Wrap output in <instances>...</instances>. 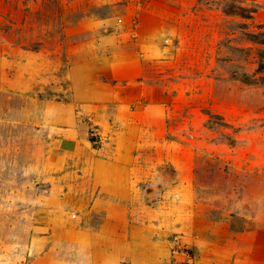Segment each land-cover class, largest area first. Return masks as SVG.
<instances>
[{"label":"rangeland","instance_id":"1","mask_svg":"<svg viewBox=\"0 0 264 264\" xmlns=\"http://www.w3.org/2000/svg\"><path fill=\"white\" fill-rule=\"evenodd\" d=\"M139 26L157 38L141 46L143 73L126 92L139 96L127 119L144 163L136 189L87 198L88 177L68 182L45 167L42 125L0 115V264H87L73 231L98 226L93 199L125 214L135 255L114 264H264V0H0L2 54L54 61V91L29 93L43 99L66 87L68 47L76 64L98 62L138 50ZM109 110L97 126L113 142L124 125Z\"/></svg>","mask_w":264,"mask_h":264},{"label":"crops","instance_id":"2","mask_svg":"<svg viewBox=\"0 0 264 264\" xmlns=\"http://www.w3.org/2000/svg\"><path fill=\"white\" fill-rule=\"evenodd\" d=\"M141 16L143 25L150 21L151 16ZM141 29L143 27L139 26L136 32L138 50L120 46L108 56L100 57L98 62L87 59L76 64L75 49L68 47L65 52L67 74L63 77L67 84L62 89L56 88L59 94L53 95L51 99L29 93L36 91L35 87L54 91L57 85L53 81L57 76L51 74L50 80L45 73L57 71L54 61L44 58L42 50H20L18 62H13L11 55H16V52L2 54L3 48L0 46V101L4 103L0 115L6 119L15 113L23 121L42 125L40 130L43 131L45 145L41 148L45 149L42 160L45 167L52 172L62 173L56 179L68 182L76 178L85 181L88 177L91 185L87 189V198H90L93 190L94 193L111 198H128L136 189L133 183L141 180L144 166L140 161L141 143L134 142L138 133L134 132L135 126L127 120L132 113L128 104L137 102L139 96L136 92H126L131 90L130 83L143 73L144 67L138 53L141 46L154 47L157 38L155 30L143 32ZM120 36L115 35L111 41L119 44ZM144 51L142 57L155 55ZM123 81L126 86L120 85ZM14 102L17 104L13 106ZM109 109L116 110L114 118L124 125L116 131L113 142L109 141L111 136L97 126L109 117ZM91 130H94L97 142L90 141ZM38 154L37 150V158H34L37 162L40 160ZM77 193L80 194L78 198L84 194ZM72 196L73 193L68 192L61 199L73 200ZM91 211L101 216L98 226L92 229L87 223L86 231H73L78 245L87 249V264H114V256L118 254L129 258L135 255V249L122 238L120 232L127 226L120 206L93 199L89 208ZM57 219L54 220L60 225L62 221Z\"/></svg>","mask_w":264,"mask_h":264}]
</instances>
